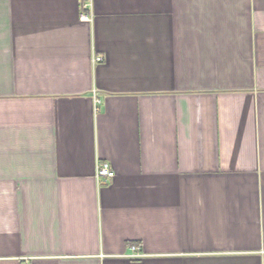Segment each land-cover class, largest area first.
Instances as JSON below:
<instances>
[{"label":"crops","instance_id":"0c3cea01","mask_svg":"<svg viewBox=\"0 0 264 264\" xmlns=\"http://www.w3.org/2000/svg\"><path fill=\"white\" fill-rule=\"evenodd\" d=\"M0 264H264V0H0Z\"/></svg>","mask_w":264,"mask_h":264},{"label":"built area","instance_id":"2783aa9c","mask_svg":"<svg viewBox=\"0 0 264 264\" xmlns=\"http://www.w3.org/2000/svg\"><path fill=\"white\" fill-rule=\"evenodd\" d=\"M84 18H89L87 15L83 16ZM97 61H102V57H97ZM98 178L101 179L102 181H109L115 176V171L111 165L110 162H104L101 163L98 167ZM133 254L135 256H140V252L137 246L132 247Z\"/></svg>","mask_w":264,"mask_h":264}]
</instances>
